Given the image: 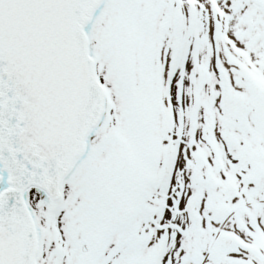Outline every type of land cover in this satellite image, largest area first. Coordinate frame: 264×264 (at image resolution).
Segmentation results:
<instances>
[{
  "label": "snow or ice",
  "instance_id": "6c2138e0",
  "mask_svg": "<svg viewBox=\"0 0 264 264\" xmlns=\"http://www.w3.org/2000/svg\"><path fill=\"white\" fill-rule=\"evenodd\" d=\"M0 264H264V0H0Z\"/></svg>",
  "mask_w": 264,
  "mask_h": 264
}]
</instances>
